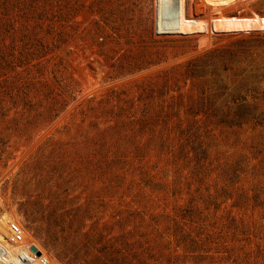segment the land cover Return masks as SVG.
<instances>
[{"label": "rangeland", "instance_id": "374dc122", "mask_svg": "<svg viewBox=\"0 0 264 264\" xmlns=\"http://www.w3.org/2000/svg\"><path fill=\"white\" fill-rule=\"evenodd\" d=\"M10 224L13 264H264V0H0Z\"/></svg>", "mask_w": 264, "mask_h": 264}, {"label": "bare ground", "instance_id": "6f19581e", "mask_svg": "<svg viewBox=\"0 0 264 264\" xmlns=\"http://www.w3.org/2000/svg\"><path fill=\"white\" fill-rule=\"evenodd\" d=\"M261 18H263V17H261ZM19 227L21 229V233H24L21 226H19ZM6 241L7 242L5 244V250H7V252H6V254L0 255V264H13L14 262H18L19 261V257H18L19 253H18V249H17V242H14L11 238H9ZM30 248H29V251H31ZM31 255H33L37 258V256L34 253H31ZM45 256H47V255H44L43 257H45Z\"/></svg>", "mask_w": 264, "mask_h": 264}, {"label": "built area", "instance_id": "2783aa9c", "mask_svg": "<svg viewBox=\"0 0 264 264\" xmlns=\"http://www.w3.org/2000/svg\"><path fill=\"white\" fill-rule=\"evenodd\" d=\"M10 232H11V236H12L11 239L14 242H20L21 241L22 233H21L20 227L17 224H10ZM31 253H33V252L29 251V254H31ZM34 260H36V261H33V259L31 261L35 262V264H53L47 256L43 257L41 255V253H40V256H37V258L34 257ZM31 261L29 262V264H33V262H31Z\"/></svg>", "mask_w": 264, "mask_h": 264}, {"label": "water", "instance_id": "95a60500", "mask_svg": "<svg viewBox=\"0 0 264 264\" xmlns=\"http://www.w3.org/2000/svg\"><path fill=\"white\" fill-rule=\"evenodd\" d=\"M30 250L35 253L36 256H40V252L35 247H31Z\"/></svg>", "mask_w": 264, "mask_h": 264}, {"label": "crops", "instance_id": "0c3cea01", "mask_svg": "<svg viewBox=\"0 0 264 264\" xmlns=\"http://www.w3.org/2000/svg\"><path fill=\"white\" fill-rule=\"evenodd\" d=\"M251 19H253V18H251Z\"/></svg>", "mask_w": 264, "mask_h": 264}]
</instances>
